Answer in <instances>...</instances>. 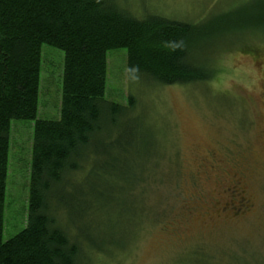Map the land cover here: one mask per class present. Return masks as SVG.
Wrapping results in <instances>:
<instances>
[{
  "label": "rangeland",
  "instance_id": "374dc122",
  "mask_svg": "<svg viewBox=\"0 0 264 264\" xmlns=\"http://www.w3.org/2000/svg\"><path fill=\"white\" fill-rule=\"evenodd\" d=\"M117 2L137 18L202 24L195 54L217 72L206 84L159 86L130 79L126 49L108 52L105 98L124 106L134 98L145 136L140 154L121 158L113 145L111 155L153 176L101 190L91 168L102 159L89 152L58 214L80 263L264 264V0ZM64 66V52L42 46L38 119H60ZM33 141L34 122H12L4 242L27 226ZM93 188L116 194L94 202Z\"/></svg>",
  "mask_w": 264,
  "mask_h": 264
},
{
  "label": "trees",
  "instance_id": "16d2710c",
  "mask_svg": "<svg viewBox=\"0 0 264 264\" xmlns=\"http://www.w3.org/2000/svg\"><path fill=\"white\" fill-rule=\"evenodd\" d=\"M259 8L264 23V4ZM204 32L202 24L156 14L137 18L117 0H0V264H81V250L58 214L71 204L70 180L86 170L89 152L102 159L91 168L101 190L113 179L143 184L153 176L149 167L137 172L111 155L113 145L121 158L130 150L140 154L145 136L133 116L134 98L129 106L105 98L108 52L127 50L130 79L159 86L206 84L217 71L195 54ZM43 45L65 54L57 121L38 119ZM13 121L34 122V141L27 226L4 242ZM115 135V143L106 142ZM112 190H92L93 201L104 195L113 199L108 198L116 194Z\"/></svg>",
  "mask_w": 264,
  "mask_h": 264
}]
</instances>
